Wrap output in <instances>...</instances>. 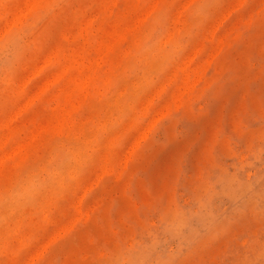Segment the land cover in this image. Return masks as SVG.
Wrapping results in <instances>:
<instances>
[{
	"label": "rangeland",
	"instance_id": "obj_1",
	"mask_svg": "<svg viewBox=\"0 0 264 264\" xmlns=\"http://www.w3.org/2000/svg\"><path fill=\"white\" fill-rule=\"evenodd\" d=\"M0 264H264V0H0Z\"/></svg>",
	"mask_w": 264,
	"mask_h": 264
}]
</instances>
